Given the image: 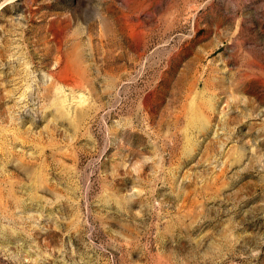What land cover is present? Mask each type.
<instances>
[{"label": "rangeland", "instance_id": "374dc122", "mask_svg": "<svg viewBox=\"0 0 264 264\" xmlns=\"http://www.w3.org/2000/svg\"><path fill=\"white\" fill-rule=\"evenodd\" d=\"M0 264H264V0H0Z\"/></svg>", "mask_w": 264, "mask_h": 264}, {"label": "bare ground", "instance_id": "6f19581e", "mask_svg": "<svg viewBox=\"0 0 264 264\" xmlns=\"http://www.w3.org/2000/svg\"><path fill=\"white\" fill-rule=\"evenodd\" d=\"M194 84V83H193ZM196 84V83H195ZM194 87V86H193ZM191 90H192V88H191Z\"/></svg>", "mask_w": 264, "mask_h": 264}]
</instances>
